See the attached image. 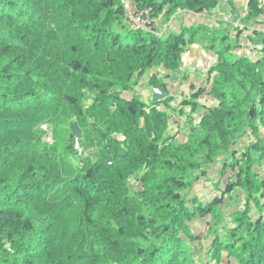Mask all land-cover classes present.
<instances>
[{
    "label": "trees",
    "instance_id": "16d2710c",
    "mask_svg": "<svg viewBox=\"0 0 264 264\" xmlns=\"http://www.w3.org/2000/svg\"><path fill=\"white\" fill-rule=\"evenodd\" d=\"M221 2L232 8V0ZM131 3L150 31L128 25L122 0H0V264H185L181 246L189 222L195 214H213L222 204L220 196L206 205L182 199L180 193L190 187L185 176L199 168L192 161L193 143L175 147L169 141L159 150L158 138H148L137 125L150 110L113 92L116 86L126 90L135 73L155 66L176 71L185 48L208 29L183 27L163 35L157 32L159 17L202 14L221 5L218 0ZM260 3L248 0L255 19L262 12ZM114 23L119 30L112 29ZM261 52L263 59L255 62L222 55L211 68L217 69L212 90L220 89V105L202 118L205 136L195 147L206 149L211 161L238 135L250 132L256 139L240 159L232 153L233 163L225 166L235 181L219 193L241 189L246 198L227 242H210L205 255L210 263L220 264L225 253L230 264H264V171L258 170L259 164L264 166V48ZM66 81L70 92L63 90ZM152 81L167 91L157 78ZM231 83L249 86V92L231 102L221 86ZM84 90L98 95L99 116L93 122L81 112ZM70 106L73 115H67ZM69 115L75 118L69 129L77 123L85 137L84 142L79 135V150L71 130L68 143L60 131ZM118 115L130 126L124 124L125 136L116 141L108 130ZM162 117L157 112L154 119ZM41 122L52 125L55 144L42 143ZM144 124L150 130L157 122ZM95 143L101 146L100 157L96 151L82 159L85 148ZM108 157L112 167L106 165ZM142 167L146 172L139 176ZM133 174L141 190L131 194L128 177Z\"/></svg>",
    "mask_w": 264,
    "mask_h": 264
},
{
    "label": "rangeland",
    "instance_id": "374dc122",
    "mask_svg": "<svg viewBox=\"0 0 264 264\" xmlns=\"http://www.w3.org/2000/svg\"><path fill=\"white\" fill-rule=\"evenodd\" d=\"M122 1L125 2V0ZM218 3L221 6L220 8L215 6L218 8L217 12L208 11L203 13L204 16L212 18V21H209L211 23H207L206 25L201 23L202 26H207L208 31L206 30L204 33L199 34L196 40L194 39L192 44L185 48L176 71L165 66H155L147 69L142 75L138 76L135 73L130 82L127 83L126 90L120 86H116L113 91L115 96H118L125 101L137 99V101L143 104L144 110H150L149 116L146 118L141 117L137 122V125L139 127L142 126L144 129L145 127L148 129L147 125L144 124L146 120L152 125L157 122V125L154 128H151L149 125L150 130L148 129V131L150 135L152 133L151 136L158 138L156 144L159 150L169 141L174 144L175 147L186 145L188 142L193 143L191 150L196 151L192 161L195 162L197 164L196 166L199 168L187 173L185 176V182L189 184L190 187L182 191L180 195L186 203L191 204L193 203V199H196V201L198 200L197 205H206L213 198L219 196L223 200L222 204L213 214H206L204 217L195 214L193 220L189 222L188 226L190 227V232L188 235H185V244L181 246V249L184 252L183 257H186L187 261L185 264H215L214 262L210 263L209 259L205 257L208 246L210 245V242L217 239L222 240V242H227L228 230L233 228V221L237 216V211L242 208V204L245 202L246 198L245 192L241 189H234L231 193L225 195L224 193H219V190L225 192L228 181H235V178L233 177L234 172L230 168H225V166L233 163L234 159L232 158V153L237 152L236 156L240 159L242 153H244V151H246L251 145V142L256 139V137L250 132L241 137H239L240 135H236L238 138L233 140L227 148L221 149L218 153L213 155L211 161L207 159L208 151L206 149L195 147V143L205 136L201 127L202 118L206 116L210 110L216 109L220 105V99L218 98L220 96V89L217 91L212 90L214 79H218V74L216 72L217 69L211 71V68H213L212 66H217L219 57L222 55L231 60H235L241 56L249 57L253 62L263 59L261 51L264 48V34L259 32L260 30L256 32L252 31L253 27L250 29V26L253 24V16L255 15L250 14L247 6H237L236 8L238 10L236 9V14H232L227 10L226 2L221 4V0L220 2L218 0ZM263 5L264 2L262 1L260 7ZM133 11L134 9L131 7L130 12H127L131 22L128 25H133L135 27L131 18ZM181 14L184 16L189 14L194 15V13L183 11L176 13L169 18V20L164 17H159L157 20V32L166 35L170 33H179L183 27H198V25L189 26L191 24L184 22L183 18L185 17ZM262 14H264V11H262L258 17L260 18ZM216 25H219L218 28L216 27L217 29L212 31V28ZM112 29L119 30L120 28L119 25L114 23ZM225 29L227 30L226 33ZM250 34H252V36ZM226 35L227 37H225ZM186 38H188V36H186ZM226 46H228V48L222 55H220L219 50H222V48H225ZM194 52L204 54L203 58L196 56ZM207 54H211L215 57L212 63H208V70L203 69V72H201V70H196L195 68L190 67V64L193 62H195L194 67L197 69L198 67H203L205 62L208 61ZM104 68H106V65H104ZM105 71H107V68ZM154 78H157L159 82L164 84L168 92L166 99L156 105L152 100L151 88V81ZM63 84V90L70 92L71 84L68 81L63 82ZM221 86H224L222 91H225L227 99L231 102H234L237 97L240 98L241 96H244L249 92L250 88L247 86L242 89L238 85L233 87V83L228 84V86H226V84ZM96 96L98 97L95 93L84 90L81 97V112L85 115L88 121L92 122L97 116H99V109L95 107V105H97L95 104ZM153 106H155V108L159 107V110L153 109ZM67 108V115H73L74 108L71 106ZM157 112L163 114L162 120L154 119ZM69 117L71 116L69 115ZM74 119V117H71L67 122V126H64L63 124L60 127V131L66 133L64 135L66 143L70 141V129L68 124ZM124 124L129 128L130 124L125 122L118 115L112 125H109L108 131L112 140L119 141L123 139L125 136L123 132ZM135 125L136 124H132V127H135ZM37 126L43 133L41 139L42 143L48 145L55 144L54 129L52 125L47 122H41ZM262 130V127L259 126V131L261 133ZM80 136L85 142V137L83 135ZM153 139L154 138H152V140ZM96 143L93 146L85 148L84 153L81 156L82 159H85L89 154L95 155L96 151L98 152L96 158L100 157L101 146ZM124 150L126 155V147ZM73 158L75 162L74 164L81 165L80 159L76 157ZM109 158L110 157H108V159ZM111 164L113 166V159ZM158 169L156 170V174L161 173V170ZM258 170L263 172L264 166L259 164ZM137 172L136 173L139 176H142L146 170L142 167L137 170ZM137 174L128 177L131 194H134L135 191L137 192L141 190V185L135 178L138 176ZM191 210H193V208ZM237 246L238 247L235 248V251H238L237 248H239V245ZM231 260L232 259H230L225 253H222L220 264H230Z\"/></svg>",
    "mask_w": 264,
    "mask_h": 264
},
{
    "label": "crops",
    "instance_id": "0c3cea01",
    "mask_svg": "<svg viewBox=\"0 0 264 264\" xmlns=\"http://www.w3.org/2000/svg\"><path fill=\"white\" fill-rule=\"evenodd\" d=\"M261 3H262V1L264 2V0H259ZM237 6H243V7H245V6H248V0H232V8H230L229 7V9H228V11L230 12V13H235L236 14V12H237ZM260 7V6H259ZM262 8V11H264V5L261 7ZM237 9V10H236ZM236 10V11H235ZM182 15V14H181ZM183 17H185V18H183V21L184 22H186V23H190L191 25H189V26H193V25H201V23H203L204 25H206L207 23H211V22H209V21H212L211 19L212 18H209V17H206V16H204V14L202 13V14H189V15H182ZM208 21V22H207ZM252 25L250 26V29H251V27H253L252 28V31H258V30H260L259 32H261L262 34H264V14H262L261 15V17L259 18H254L253 20H252ZM188 26V25H187ZM218 26L219 25H216L214 28H212V30L214 29H217L218 28ZM217 27V28H216ZM251 31V30H250ZM251 33V32H250ZM251 36H252V34H250ZM250 36V37H251ZM195 53V55L196 56H198V57H200V58H203V56H204V54H200V53H197V52H194ZM201 55V56H200ZM207 56H208V61L207 62H205V65H203V67H198V69L196 68V67H194V64H195V62H193V63H191L190 64V67H193V68H195L196 70H201V72H203L202 70L204 69V70H208L207 69V66H208V63H212L213 62V60H214V58L215 57H213V55H211V54H207Z\"/></svg>",
    "mask_w": 264,
    "mask_h": 264
},
{
    "label": "water",
    "instance_id": "95a60500",
    "mask_svg": "<svg viewBox=\"0 0 264 264\" xmlns=\"http://www.w3.org/2000/svg\"><path fill=\"white\" fill-rule=\"evenodd\" d=\"M220 2V0H219ZM218 8L215 7L214 9H210L209 12H217ZM152 100L155 102V101H160L162 100L163 98H165L167 96V91L165 90V88H162V87H156L155 85H152ZM93 128L95 130H97V127L95 124H92ZM146 129V133H147V136L148 138L151 137L148 129L145 127ZM70 130H71V134H72V143H73V146L76 150H79V135H80V129L77 125V123H73L71 126H70ZM100 136L104 142V145L105 147L107 148L108 146V143H107V139H106V136L103 134V133H100ZM123 156H125V152L123 153ZM92 162H93V159H91ZM112 158L110 157L108 159V161L106 162V165L111 167L112 166Z\"/></svg>",
    "mask_w": 264,
    "mask_h": 264
},
{
    "label": "built area",
    "instance_id": "2783aa9c",
    "mask_svg": "<svg viewBox=\"0 0 264 264\" xmlns=\"http://www.w3.org/2000/svg\"><path fill=\"white\" fill-rule=\"evenodd\" d=\"M131 7H132L131 0H125L124 8L128 13L130 12ZM131 18H132L133 23L135 24L136 29H141V30H146V31L149 30V28H146V24L148 23V21L146 20V18L142 17V14L134 15L133 13Z\"/></svg>",
    "mask_w": 264,
    "mask_h": 264
}]
</instances>
